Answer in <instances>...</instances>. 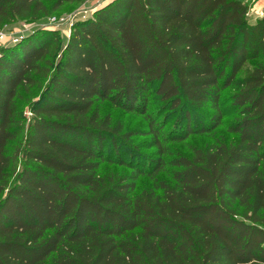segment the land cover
Returning a JSON list of instances; mask_svg holds the SVG:
<instances>
[{"label":"trees","instance_id":"obj_1","mask_svg":"<svg viewBox=\"0 0 264 264\" xmlns=\"http://www.w3.org/2000/svg\"><path fill=\"white\" fill-rule=\"evenodd\" d=\"M78 1L0 0V23ZM248 14L243 0H111L64 44L38 29L0 49V264H264V17ZM41 81L25 126L15 100ZM229 87L236 140L172 150L195 133L189 114L166 131L151 103L209 107L207 132ZM97 101L144 115L146 164L102 170L105 150L140 131L120 135Z\"/></svg>","mask_w":264,"mask_h":264},{"label":"rangeland","instance_id":"obj_2","mask_svg":"<svg viewBox=\"0 0 264 264\" xmlns=\"http://www.w3.org/2000/svg\"><path fill=\"white\" fill-rule=\"evenodd\" d=\"M50 1L51 0H45L47 5L50 4ZM106 1L107 0H80L76 3L65 5L55 12H50L36 19H16L13 21L1 22L0 30L9 31V33L14 34H18L22 30L25 31L26 26H28L27 29L32 28L37 30L46 26L49 18L52 16H56L58 18L67 17L69 15H72L73 13H78L81 9H95L99 4H103ZM79 19H82V15L77 16V20ZM58 31L60 41L62 42V44H64L70 34L69 24L65 23L64 26L59 28ZM1 48L2 46H0V49ZM256 63V60L248 61L245 64L244 69H242V71L240 72L239 76H242L246 69H251ZM42 84H44V81H41L36 86L27 88L22 87L19 89L15 103L18 110L22 112V122L23 124H25V126L31 117L29 105L36 99V97H38L42 88ZM233 91L234 90L229 87L220 92V109L222 112V120L220 122V125L207 132L199 131L202 127H206L209 125L210 117L213 112L209 107L193 109L189 106H185L182 109L171 110L168 106H166V104L154 100L148 110L149 113L152 112L156 115L154 117L157 121L162 120L165 123L164 129L166 131H182V127L184 126L185 122V113L189 114L188 124L192 129H194L195 133L188 135L181 141L171 142L169 143V146L177 153L190 156L193 147L201 148L212 143H229L236 140L237 136L227 131L228 124L231 121L236 120L238 116V110L234 106H231L228 99ZM96 105L98 106V111L101 115L107 113L110 115L112 124H114L117 120L122 124L123 128L120 135L126 131H140L138 132V134H134L132 136L130 135V137L127 139H119L114 151L111 148H107L105 150V153H108L111 162L104 163L101 166L102 170L105 171L106 169H111L118 170L120 172L127 171L128 168L125 165H119L118 157L122 158L125 163L132 161L133 163L140 162V164H146L152 157V155L155 154L156 148L152 147V145L148 142L150 136L145 134L147 132V124L144 115L125 112L122 109L115 108L108 101H97ZM25 133L26 129L24 127L19 137L11 143L9 149H13L14 147L22 144ZM159 177H165V175L162 173L159 175ZM149 184L150 179L148 178V176H140L137 180L136 192H139L141 189L146 188Z\"/></svg>","mask_w":264,"mask_h":264},{"label":"built area","instance_id":"obj_3","mask_svg":"<svg viewBox=\"0 0 264 264\" xmlns=\"http://www.w3.org/2000/svg\"><path fill=\"white\" fill-rule=\"evenodd\" d=\"M101 5L102 4H99L98 7ZM97 8H95V9H89V8L81 9L78 13H73L72 15H69L67 17L58 18L56 16H52L49 18L47 25L42 27V28H39V29L59 30V28L64 26L65 23H68L69 27H70V31H71V27L73 26L74 22L77 20V16L82 15V19H85L87 17H90ZM27 28H28V26L25 27V29H26L25 31L22 30L18 34L17 33L16 34L9 33V31L0 30V46L5 47L8 45L17 43L20 40H22L25 36H27L28 34L34 33L36 31L35 29H32V28L27 29ZM262 40L264 42V32H263Z\"/></svg>","mask_w":264,"mask_h":264},{"label":"crops","instance_id":"obj_4","mask_svg":"<svg viewBox=\"0 0 264 264\" xmlns=\"http://www.w3.org/2000/svg\"><path fill=\"white\" fill-rule=\"evenodd\" d=\"M111 0H107L105 3L102 4L105 5ZM244 3L248 5L249 8V22L251 24L256 23L257 20H260L264 17V0H243Z\"/></svg>","mask_w":264,"mask_h":264}]
</instances>
